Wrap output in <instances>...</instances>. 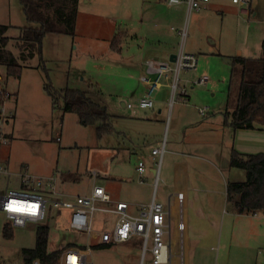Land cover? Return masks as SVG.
<instances>
[{"label":"crops","instance_id":"1","mask_svg":"<svg viewBox=\"0 0 264 264\" xmlns=\"http://www.w3.org/2000/svg\"><path fill=\"white\" fill-rule=\"evenodd\" d=\"M109 10L113 14L109 17L112 18L111 24H114L110 31L107 30L106 18ZM255 10H257L256 7L251 5L249 15L256 13ZM198 11L195 12L199 14ZM238 11L241 15L239 9ZM185 12L188 13L185 2L168 4L166 0H108L104 6H99L95 5L93 0H78L70 58H87L89 65H101V62L106 64L108 68H102L99 72L108 71L106 74H111L108 80L123 89L126 96L135 102L145 94L147 89L140 80L145 72V62L147 60L169 61L170 56L179 51L177 44L180 43L181 34L178 31L181 30L179 27L183 23ZM171 22L179 27L169 26ZM58 35L67 37L64 34ZM113 38L116 39L115 44H112ZM101 40L106 42L104 46L98 44ZM43 51L42 43V54ZM241 52V49H237L233 55H222L221 52L212 55L230 58L236 55L244 56ZM215 59V63L220 65L221 59ZM86 61H76L75 64L79 71V74L75 76L81 80L85 78L82 75L83 73L85 75L82 65L86 64ZM67 71L69 72V67ZM67 80H69V74ZM168 83V79L164 80L162 85L153 91V106L147 109L127 107L126 104L131 101L127 103L120 101L122 93H118V90L113 91L111 110L104 103L108 113L113 117V126L118 116L131 120L128 128H132L136 134L132 133L133 136H130V144L132 149L139 150V153L135 151L133 153L132 169L122 179L124 182L122 188L119 185L114 187L108 182L98 184L93 181L83 194L77 195L88 194L94 184L101 185L113 201L126 202L127 211L133 215L138 213L141 205H148L153 196L156 200L163 202L166 211L165 221L169 223V229L164 233V238L170 242L172 257L178 259L179 264L262 263L264 258L256 254L255 243L260 239L264 241V215L261 214H264V209L255 213L239 211L236 205L238 195H233L229 199L227 185L246 180L245 170L231 166V153L233 151L242 154L264 152V129H235L225 122V110L232 109L228 94L225 97L224 106L206 107L203 114L199 113L194 104L196 101L189 103L190 106L186 100L182 99L180 93L175 94L176 102L173 99V104H170V99L169 103L167 101ZM93 84L96 88L99 87V81H94ZM187 98L188 102L192 100L189 94ZM115 101L120 103L122 110L116 108ZM167 122L166 138L171 130V139L168 141L164 136L160 141L159 146L163 141L165 142L162 156L152 154L151 150L146 152L142 141L158 133L162 134L166 130ZM7 135L10 137L11 133ZM154 147L158 146H152ZM165 154H168L167 164L163 169ZM3 155L4 160H2L5 164H9L6 154ZM137 161L139 165H136ZM140 165L144 167L142 175H139L137 171ZM140 178L142 181H139ZM160 180L159 188L157 184ZM16 182L19 186V182ZM177 193H182L181 201L177 198ZM61 212L56 211V214L60 216ZM98 213L102 218L98 220V225L94 226V231L88 238L89 247L86 248V235L83 243L73 242L65 246L83 244L87 252V264H92V246L109 247L125 244L132 249L138 247L142 252V238L138 235L121 242L99 243L96 231L104 226L105 221L108 224L114 220V216ZM180 214L183 222L181 233L177 228ZM67 215L68 211L65 213L66 221ZM103 216H110V219H103ZM172 224L178 241L171 235ZM174 246L177 247L176 252L172 251ZM150 264H153L151 260Z\"/></svg>","mask_w":264,"mask_h":264},{"label":"rangeland","instance_id":"2","mask_svg":"<svg viewBox=\"0 0 264 264\" xmlns=\"http://www.w3.org/2000/svg\"><path fill=\"white\" fill-rule=\"evenodd\" d=\"M93 1L95 5L104 6L108 0ZM252 6L256 7V13L240 15L239 7L231 0H209L206 6L198 11L199 14L195 11L185 12L180 27L173 22L169 24L185 31V35L177 44V49L180 48V44H183L186 53L195 54L199 59L196 69L180 71L178 75L180 87L184 86L192 97V100L188 102L189 99L182 96L188 105L194 100L197 108L224 106V100L230 88L231 64L226 61L228 56L218 57L212 55L213 53L233 55L237 49H241L242 55L246 57L261 55L264 44V0H252ZM201 14L203 15L200 16ZM112 15L110 10L106 14L109 31L112 26L114 27L110 21L112 18H109ZM0 23L8 26L6 31L9 37L8 47L15 55H18L17 40L20 27L27 24L19 0H0ZM105 43L104 40L98 41L101 46ZM71 44L73 45V41L68 35L63 37L56 33L46 34L43 41L42 60L35 52L32 57L23 62L19 78L7 76L5 67L0 66V89L3 87L12 93L5 99L2 106L0 105L5 115L2 130L7 134L11 133L9 143L0 147V157L3 159V154H6V160L9 162L6 165L11 172L9 181H6L5 176H0V195L7 188H19L16 181L19 182L21 174L52 176L55 178L57 192L69 195L68 197L83 194L93 181L98 184L108 182L114 187L119 185L122 188L124 183L122 179L132 169L133 153L134 151L139 153V150L132 149L130 144V136L136 133L132 128H128V123L131 121L129 118L124 119L118 116L114 124V133L98 138L93 125H81L75 113L64 111L60 97L54 106L51 97L45 91V82L56 90H61L66 86L85 89L87 86L89 88L88 83L99 81L97 97L108 105L110 110L113 91L118 90V93H122L120 101L133 102L126 96L123 89L108 80V76L111 75L106 74L108 71L99 72L102 68H108L106 64L101 62V65H89L87 58H70ZM215 58L221 59L220 65L215 63ZM209 60L212 61L209 62ZM76 61H86V64L82 65L85 69V75L82 74L85 77L83 80L75 76L79 74L75 67ZM42 62L48 68L47 77L40 66ZM71 62L72 64H69ZM68 74L69 80H67ZM200 76H204L208 83H194V80ZM89 79L92 81H88ZM168 94L169 103L170 87ZM174 101L176 102V98ZM115 102L116 108L122 110L120 103ZM167 126L168 122L162 134L158 133L142 141L146 152L150 151L154 145L159 146L164 136L166 138ZM166 139L168 141L171 139V130ZM167 155L164 156L163 169L167 164ZM136 165H139L138 161ZM157 185L161 187V180ZM66 212L63 210L58 216L56 210L52 208L50 219L42 223L48 226L49 248H61L67 243L84 242L85 234L68 226ZM109 217L103 216V219H110ZM100 218L102 216L96 211L94 226L98 225ZM5 223L11 228L8 218L0 210V264H22V249L32 248L35 245L38 224L28 222L25 226L13 225L11 235L5 236L2 232ZM171 226V235L178 241L173 224ZM255 244L257 245L256 254L264 258V241L260 239ZM91 250L92 264H130L132 262L150 264L151 260L148 249L142 255L138 247L132 249L125 244L109 247L92 246ZM175 250L177 247H172V251L176 252ZM171 264H179L178 259L172 257ZM260 264H264V261Z\"/></svg>","mask_w":264,"mask_h":264},{"label":"trees","instance_id":"3","mask_svg":"<svg viewBox=\"0 0 264 264\" xmlns=\"http://www.w3.org/2000/svg\"><path fill=\"white\" fill-rule=\"evenodd\" d=\"M26 25L20 27L17 48L18 55L8 47V26L0 23V66H4L7 76L19 78L23 62L35 52L42 60V43L46 34L56 33L75 35V22L78 0H19ZM116 43L113 38L112 44ZM231 60L229 105L232 109L224 112L225 122L238 129H264V44L259 57L233 56ZM46 77L48 68L40 63ZM89 88L68 87L56 90L45 82L46 93L55 106L58 98L62 100V109L73 112L81 125H93L98 138L114 132L112 116L107 107L98 99L99 88L89 83ZM8 93V95H6ZM11 93L6 88L0 89V105ZM232 96V99L230 97ZM9 137V136H8ZM230 164L246 172L244 182H232L227 185V195L231 199L238 195L236 205L241 212L255 213L264 209V152L242 154L233 151ZM10 224V223H9ZM11 228L12 225L10 224ZM8 224L3 226V234L11 235ZM61 248L48 247V226L38 224L35 245L23 248L22 264H58ZM84 247L83 244H80Z\"/></svg>","mask_w":264,"mask_h":264},{"label":"built area","instance_id":"4","mask_svg":"<svg viewBox=\"0 0 264 264\" xmlns=\"http://www.w3.org/2000/svg\"><path fill=\"white\" fill-rule=\"evenodd\" d=\"M207 1L166 0L168 4L185 2L188 13L193 10H200ZM231 1L239 6L242 14L249 15L252 0ZM178 33L181 34V37L185 35L184 30H179ZM182 46L180 44V49L174 55L173 61L147 60L145 62V72L141 75L140 80L146 85V92L135 102H128L127 107L151 108L153 106V91L167 79H170L168 85L171 91V102L176 93H180L184 98L187 97L186 88L184 86L180 87L178 75L180 71L195 68L198 59L195 54L183 51ZM170 74L171 77H169ZM194 83L206 84L207 79L200 76L194 80ZM205 110V106L198 107L200 114H203ZM4 117L3 108L1 107L0 145L9 143L8 135L2 130ZM164 150L165 142L163 141L160 146L152 148L151 153L161 157ZM137 171L139 175H142L144 167L138 166ZM10 174V170L0 157V176H5L6 181H9ZM139 181H142V178ZM177 198L181 201L182 193H177ZM112 201L110 194L101 185L94 184L91 191L86 195L67 197L59 195L57 192L54 177L21 174L19 188H7L0 195V210L6 215L12 226H25L28 222L42 224L50 218V209L54 208L56 211L67 210L68 226L86 235V248L89 247L88 238L94 231V213L98 211L103 214H110L114 216V220L108 224L105 221L104 226L96 231L99 236V243L121 242L131 236L138 235L142 238V255L148 249L153 264H171L170 242L164 238V233L169 229V223L165 221L166 211L163 203L153 196L148 205H141L138 213L133 215L127 211L126 202ZM177 228L181 233L183 230L181 214ZM86 248L78 244L64 246L59 254V264H87Z\"/></svg>","mask_w":264,"mask_h":264},{"label":"water","instance_id":"5","mask_svg":"<svg viewBox=\"0 0 264 264\" xmlns=\"http://www.w3.org/2000/svg\"><path fill=\"white\" fill-rule=\"evenodd\" d=\"M174 55L170 56L169 61H173ZM228 63H231V60L229 58L226 59Z\"/></svg>","mask_w":264,"mask_h":264}]
</instances>
